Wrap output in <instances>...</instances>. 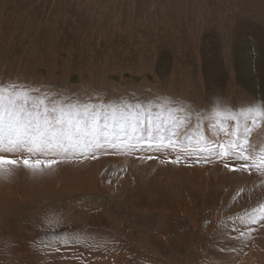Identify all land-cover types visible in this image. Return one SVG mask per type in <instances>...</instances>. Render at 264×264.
I'll use <instances>...</instances> for the list:
<instances>
[{
    "label": "rangeland",
    "instance_id": "374dc122",
    "mask_svg": "<svg viewBox=\"0 0 264 264\" xmlns=\"http://www.w3.org/2000/svg\"><path fill=\"white\" fill-rule=\"evenodd\" d=\"M0 85L104 145L0 169V264H264V0H0Z\"/></svg>",
    "mask_w": 264,
    "mask_h": 264
},
{
    "label": "snow or ice",
    "instance_id": "6c2138e0",
    "mask_svg": "<svg viewBox=\"0 0 264 264\" xmlns=\"http://www.w3.org/2000/svg\"><path fill=\"white\" fill-rule=\"evenodd\" d=\"M46 100L47 97L32 100L29 90L17 85H10L8 88L0 85V169L4 165L18 166L20 164L32 170L40 168L41 165L48 168L58 162L57 155L67 158L71 153L72 156L87 157L88 152L83 149L92 151L94 155L95 149L104 146L100 142L102 135L98 123L100 109L84 104L72 105L66 110L67 106L55 102L52 107H49ZM250 113L264 115V111L260 108L247 109L241 115L248 116ZM139 123L142 128L144 121L141 120ZM132 131L136 132L135 126ZM175 136V130L170 129L166 138L164 129L157 128V139L154 140L149 122L147 139L138 135L136 143L146 148L162 146L176 152V160L173 162H178L181 153L187 149L177 148L179 141ZM131 138L130 136L129 139ZM115 143V141H105V144H111L113 148H115ZM218 147L223 149L225 146L220 144ZM235 147L239 148L240 145ZM199 150L204 151L205 149ZM16 153H21L20 159L11 158ZM25 153L27 155H23ZM33 154L38 158L32 160L30 157ZM223 154L231 155L230 152ZM41 156L51 158L42 160L39 158ZM241 156L245 161L249 159L242 153ZM241 167L247 170L249 165L244 164ZM258 207L264 210V205Z\"/></svg>",
    "mask_w": 264,
    "mask_h": 264
}]
</instances>
